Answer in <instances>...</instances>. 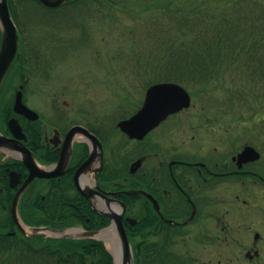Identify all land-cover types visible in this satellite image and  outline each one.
Masks as SVG:
<instances>
[{
  "label": "flooded vegetation",
  "instance_id": "1",
  "mask_svg": "<svg viewBox=\"0 0 264 264\" xmlns=\"http://www.w3.org/2000/svg\"><path fill=\"white\" fill-rule=\"evenodd\" d=\"M24 90V100L38 111L40 118L34 121L20 114L17 118L25 132V144L41 161V173L49 176L35 177L25 187L22 200L37 198L42 218L59 221L81 213L80 217L90 222L88 227L93 228L97 225L96 213L103 216L104 213H122L127 229L142 219L151 220L152 250L157 255L173 250L169 241L162 238L172 241L174 237H195L202 239L201 243L207 238L215 248L214 264H264V168L255 167V161L239 167L237 159L234 160L238 150L230 162H225L220 155L211 156L207 161H190L188 152L169 158L170 153H160L157 149L159 139L169 135L167 126L147 143H139L137 153L143 170L140 167L132 178L123 177L124 180L131 179L134 188H121L117 184L119 179L111 180V142L107 123L100 120L96 122L97 129L93 130L89 126L95 123L93 119L87 117L83 110L77 111L87 108L74 107L69 115L65 109L69 108V103L46 101V89ZM11 98L13 100L15 96ZM4 104L10 105L11 102ZM12 113L11 110L9 118L13 116ZM1 117L3 134L11 139L6 140L7 148L0 149V218L4 215L12 218L14 198L30 171L18 159L20 157L8 149L21 144L14 139V133L8 126L9 118L6 121L4 113ZM76 125L89 127L99 138L102 147L76 131L72 150H69L66 137ZM114 152H119V148ZM88 157H92L88 169L77 174L78 168ZM26 158L32 161L30 153L26 154ZM153 159L156 160L154 164ZM222 160L224 163H221ZM222 180L230 184L229 198L220 196ZM131 189H143L150 193L157 199L159 208L145 195L127 204L126 191ZM50 207L54 208L56 217L50 213ZM93 210L96 212L94 215ZM225 248L227 252H223ZM190 251L191 247H188L187 252Z\"/></svg>",
  "mask_w": 264,
  "mask_h": 264
},
{
  "label": "rangeland",
  "instance_id": "2",
  "mask_svg": "<svg viewBox=\"0 0 264 264\" xmlns=\"http://www.w3.org/2000/svg\"><path fill=\"white\" fill-rule=\"evenodd\" d=\"M103 2L105 8L97 10L96 7L99 6V3H92L89 0L81 1L79 4H75L78 8L73 6L71 14L64 13L59 17L56 12L39 9L36 13H32L31 22H29L30 13L27 12L28 10L20 6L19 3L14 4L18 14V23L25 29V37L31 39V43L37 44L40 52L42 49L51 51V48L45 47V43L56 34L52 23L57 25L56 29L58 32L60 30L61 36L64 35L68 38L64 43H61L60 40L55 56L53 55V58L45 63L44 72L48 70L49 75L54 78L46 76L43 81L41 76L37 77L42 72H37L38 74H33L34 77L27 85V89H46L48 93L47 96L45 95L46 101L56 99L61 103L68 102L70 109L66 107L65 109L69 115L74 107H85L87 109H78L77 111L83 110L87 117L94 120H101L103 118L101 116L104 115H107L106 119L108 115L114 118L126 113L125 110H133L138 105V100L143 98L142 95L148 87L146 85L152 81L151 79L157 71V68L148 66L149 60L157 61V53L161 50L162 44L166 46L168 43H172L179 46L182 40L186 44H190L193 35L183 34L181 28L177 27L174 22H181L182 19H185L184 14L190 10L192 5L195 7L197 4L205 2V7L202 10L197 8L195 12L189 11V13L204 15L206 22H209L215 14L219 15L222 11L230 9L227 0H157L151 7H147L151 4L149 0H103ZM144 7L147 8L142 10ZM55 14L56 16H53ZM66 15L70 18L74 16L71 21L76 26L72 28V24L64 19ZM79 16L82 19H89L77 20L76 17ZM186 19L189 21V18ZM84 26L89 27L87 32L75 33L79 28L84 29ZM217 68L221 70L220 77L209 82L203 81L198 84L194 82L191 89L194 94L193 102L196 104V110L200 108L198 104L203 101V96L207 95L203 93V90L197 91V89H210L212 95L209 97L212 101H215L214 98H216L222 107L221 112L214 106L212 110H207L209 113L204 117L183 113L172 118V122L176 126L166 138L159 140L161 143L158 141L161 150L166 147L170 148L172 153L176 151L183 155L184 152H189L194 157L210 155L213 152L226 153L225 144L220 139L224 135L235 140L238 139V142L241 140L242 143L250 135L254 141L258 142V147L263 149L264 101L258 96L264 94V89H256L259 95L250 96L252 104L240 98L236 106L226 110L224 97L228 95V89L245 90L257 87V84L247 78L248 73L246 72L243 73L246 78L237 71L227 73L226 69L230 67H226V63L223 61ZM260 85L264 87V83ZM119 89L120 91L126 89L128 92L125 90L124 92L130 96H126L127 99H122L121 95L122 97L125 95L123 91L120 94ZM82 90H84L83 93H77ZM199 91L201 94H198ZM54 92H57L54 94L56 97L49 94ZM252 97H257L258 100ZM74 103L79 105L75 106ZM104 121L106 122V120ZM117 134L120 138L122 137L120 133ZM117 141L119 139L116 137L114 140L111 139V143ZM197 142L203 146L199 147L195 144ZM123 144L127 151L133 150L136 145L135 142H129L131 147H128L127 143ZM262 151L263 157L260 160V166L264 162V149ZM125 156L123 153V157ZM231 157L232 153H229L223 160L230 162ZM126 158L129 159L128 156ZM223 160L221 163H224ZM155 162L156 160L153 159L152 164ZM254 165L258 167V163ZM220 196L226 198L224 193ZM253 198L256 199L254 194ZM224 252H226V248ZM213 253H209L208 257L204 259L206 264L214 263Z\"/></svg>",
  "mask_w": 264,
  "mask_h": 264
},
{
  "label": "trees",
  "instance_id": "3",
  "mask_svg": "<svg viewBox=\"0 0 264 264\" xmlns=\"http://www.w3.org/2000/svg\"><path fill=\"white\" fill-rule=\"evenodd\" d=\"M14 4L11 0V10L16 16ZM204 4L205 2H202L195 7L192 5L190 12H195L197 8L202 10L205 7ZM227 5H230L229 10L222 11L219 15L215 14L209 22H206L204 15L190 14V20L193 21V25H190L187 31L188 35H193L190 44L182 40L180 47L177 51L173 50L171 56H168L171 47L168 46L165 49L161 56V64L157 65L159 76L157 78L187 83L207 81L212 79L215 73L214 66L211 64L222 61L223 59H219L221 56H228L230 62L237 61L256 75L260 72L261 79L264 80V2L262 0H227ZM184 15L186 16V13ZM176 24L182 30V22H176ZM31 219L32 222H39L37 217ZM71 223L79 222L74 219L64 222L63 225ZM44 249L45 254L42 256L44 264H85L86 262L113 264L111 254L98 241L67 239L48 241ZM29 250V263H33L32 258L35 254L31 251L35 252V249L29 246Z\"/></svg>",
  "mask_w": 264,
  "mask_h": 264
},
{
  "label": "water",
  "instance_id": "4",
  "mask_svg": "<svg viewBox=\"0 0 264 264\" xmlns=\"http://www.w3.org/2000/svg\"><path fill=\"white\" fill-rule=\"evenodd\" d=\"M43 3L56 6L65 0H41ZM0 23L3 30V42L0 51V86L5 74L17 52L18 35L15 24L10 16L8 0H0ZM190 97L187 91L176 83H160L149 88L143 107L131 118L120 123L121 128L131 137H143L149 130L159 124L168 114L175 112L184 106H189ZM253 154L257 158L259 154L255 148L249 146L243 154ZM117 225L121 236L124 252L122 258L116 257L115 264H133V255L129 245L122 221L117 218Z\"/></svg>",
  "mask_w": 264,
  "mask_h": 264
},
{
  "label": "bare ground",
  "instance_id": "5",
  "mask_svg": "<svg viewBox=\"0 0 264 264\" xmlns=\"http://www.w3.org/2000/svg\"><path fill=\"white\" fill-rule=\"evenodd\" d=\"M111 245L114 247V250L116 252H119V248H118V246H116L115 242L114 243H111Z\"/></svg>",
  "mask_w": 264,
  "mask_h": 264
}]
</instances>
